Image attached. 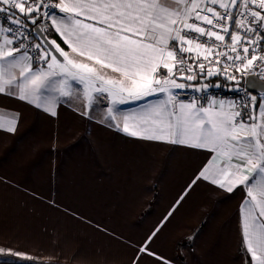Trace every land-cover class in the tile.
<instances>
[{
	"label": "crops",
	"instance_id": "1",
	"mask_svg": "<svg viewBox=\"0 0 264 264\" xmlns=\"http://www.w3.org/2000/svg\"><path fill=\"white\" fill-rule=\"evenodd\" d=\"M156 2L169 7V11H182L186 4L190 7L189 0ZM47 37L60 44L71 59L95 66L73 53L59 35ZM58 60L66 63L63 58ZM103 72L107 77L120 78L111 69ZM10 75H15V82L3 84ZM160 76L166 78L165 69H159ZM24 82L19 67L9 73L5 65L0 75V86L5 87L0 92L2 264H254L243 237L250 208L246 205L250 200L247 189L242 191L237 186L229 193L211 183L217 169L225 167L226 157L190 146L197 142L190 135L187 144L144 138L158 134L161 126L151 123L156 117L148 116L146 110L163 105L166 93L157 91L140 100L129 98L113 105L111 96L96 92L98 85L86 87L68 76L64 86L68 95L43 87L37 93L42 106L37 107L31 95L20 98L19 86ZM186 85L185 90L173 92L177 102L194 101L192 92L198 83ZM45 101H51V105ZM257 104H261L259 96ZM49 106L55 115L46 110ZM108 107L114 108L117 121L109 120ZM124 116L129 117L127 133L123 131ZM145 116L148 123L141 119ZM255 122L264 124L259 109ZM9 127L15 131H8ZM132 131L137 135H131ZM205 169L209 179H198ZM244 174L250 176L251 184L254 174ZM254 195L264 199L259 191ZM50 201L62 207L72 205L66 214L57 211V217L79 220L71 227V243L64 242L68 236L59 237L52 256L51 246L31 248L19 241L24 235L16 234L25 225L16 220L30 217L32 204ZM78 239H86V244L79 245L75 242ZM142 246L155 255L139 251Z\"/></svg>",
	"mask_w": 264,
	"mask_h": 264
},
{
	"label": "snow or ice",
	"instance_id": "2",
	"mask_svg": "<svg viewBox=\"0 0 264 264\" xmlns=\"http://www.w3.org/2000/svg\"><path fill=\"white\" fill-rule=\"evenodd\" d=\"M189 3L190 7L186 4L182 11H169V7L156 0H72L71 3L0 0V38L3 39L0 75L5 65L9 73L19 67L25 81L19 86L20 98L31 95L37 107L42 106L37 93L43 87L68 95L64 90L68 76L86 87L96 82V92L111 96L113 105L124 103L125 94L140 100L157 91L166 93L163 105L146 110L148 116L156 117L151 123L161 126L158 134L144 138L187 144L190 135L197 141L190 146L210 149L226 157L225 167L217 169L218 175L211 183L229 193L237 186L242 191L247 189L250 200L246 205L250 208L243 225L245 250L254 264H264V199L258 200L254 195L259 191L264 196V124L258 125L254 115L259 109L264 120V107L256 104L257 96L264 104V68L256 66V62L264 65V54H261L264 53V0H202L201 3L189 0ZM190 19L194 22H189ZM37 33L43 44L34 43ZM56 35L64 39L73 53L94 62L95 66L71 59L60 44L47 39ZM226 36L230 43H225ZM169 40L173 41L171 48ZM221 47L225 50L217 51ZM32 48L36 49L34 53L30 51ZM57 54L66 63H61ZM183 54H189L188 59L193 61H200L201 56L203 60L188 64ZM205 62L209 65L207 68ZM32 63L36 65L35 70ZM160 68L166 70L164 79L157 77ZM177 68L180 76L173 78ZM104 69H111L120 78L107 77ZM185 73L189 74L185 76ZM249 74L252 78L244 80ZM197 75H223L226 81L232 82L229 90L235 97L216 101L205 96L207 106H198L195 101L177 102L172 90L186 87L177 79L192 81ZM15 80V75H10L3 84L11 85ZM253 89L256 95L251 94ZM4 91L5 87L0 86V92ZM88 99L90 102L91 98ZM45 102L51 105V101ZM46 110L52 112L51 106ZM107 111L109 120L117 121L114 109L108 107ZM141 119L149 122L146 116ZM128 120V116L123 117L126 133L130 131ZM7 130L15 131L14 127ZM130 134L135 136L137 132ZM244 173L254 174L251 184L250 176ZM198 179H209L207 169L200 172ZM174 208L170 209L169 216ZM139 251L155 255L146 246Z\"/></svg>",
	"mask_w": 264,
	"mask_h": 264
},
{
	"label": "rangeland",
	"instance_id": "3",
	"mask_svg": "<svg viewBox=\"0 0 264 264\" xmlns=\"http://www.w3.org/2000/svg\"><path fill=\"white\" fill-rule=\"evenodd\" d=\"M114 78V77H112ZM178 83H185L184 81H180L177 79ZM97 85L96 82H92V86ZM187 86V85H186ZM196 87V86H195ZM186 87L184 89H173L172 91H181V90H185ZM107 94V93H106ZM127 94H125V101L129 100V98L126 96ZM253 95H256V93H253ZM257 102V100H256ZM118 105L120 103H117ZM262 105V103L260 104ZM117 108V107H115ZM114 109V108H113ZM254 115H256V110L254 111ZM32 209H30L29 211L31 212L30 217L27 218H21V219H17L16 223L18 222H25V225L22 224L21 229H18V232H16V234L18 235V233L20 235H24V238H20L22 240H19L22 243H26L27 245L31 246V248L34 249H39V247L41 246H45V247H50L51 253L50 255L52 256L54 254V249L56 247L57 244V239L63 235V236H68L67 238L64 239V242L67 241V243H71L72 241V236H74L71 233V227L72 225H74L75 222L79 221L77 220H69V219H61L59 217H57V211H64V214L66 210H72V205L71 204H64L62 207L61 203L58 202H54V201H50V202H36L34 204H32ZM41 210L43 211L42 213ZM59 216V215H58ZM84 219H82L81 221H83ZM70 221H74L69 223ZM85 222L88 220H84ZM77 230V229H76ZM64 232V233H63ZM67 232V233H66ZM81 232V230H80ZM69 234V235H66ZM81 233H79V238L83 237ZM77 234H75V237H78ZM69 238L71 240H69ZM25 239V240H23ZM76 239V238H75ZM77 241L80 244H86V239H78L75 240V242L77 243ZM85 241V242H84ZM44 250V249H43ZM40 252V251H39ZM38 252V253H39ZM68 252V251H66ZM49 255V257H50Z\"/></svg>",
	"mask_w": 264,
	"mask_h": 264
},
{
	"label": "built area",
	"instance_id": "4",
	"mask_svg": "<svg viewBox=\"0 0 264 264\" xmlns=\"http://www.w3.org/2000/svg\"><path fill=\"white\" fill-rule=\"evenodd\" d=\"M222 11V10H221ZM189 22H194L191 19L189 20ZM41 27H45L44 25H41ZM231 31V29H230ZM37 35V39L34 41V43H40L43 44L42 40L40 39V37ZM189 35H195V34H189ZM201 43L204 42V39L201 38L200 40ZM225 43H230V41L228 40V37H225ZM172 42L168 45L169 48L172 47ZM225 49L223 47L217 49V51H224ZM32 53H34L36 51L35 48H32L30 50ZM257 51L259 52V46L257 48ZM250 54H251V49H250ZM264 54V53H261ZM180 53H177L178 58L180 57ZM184 57L187 59V63L188 64H193V63H198L201 62L203 60V57L201 56L200 61H193L192 59H188L189 54H183ZM192 56H195V51L191 54ZM212 57H210L211 59ZM221 62H223V57H220ZM34 66H36L34 63H32ZM206 64V68L209 66L207 64V62H205ZM256 66L259 68H264V65L259 64V62H256ZM179 68V66H178ZM177 69H174V76L173 78H177L180 76V72ZM196 73H198V69L195 70ZM213 71H215V67H213ZM189 73H185L184 75H188ZM162 79V76H160ZM252 75L249 74L248 76H246L244 78V80H247L249 78H251ZM180 81H184L186 83H190V84H194V83H198V87L195 88L192 92V98L195 102L202 104L204 102L203 97L207 96L209 98V100L215 99L216 101L224 99L225 101L233 99L235 97V93H233L232 91H230L229 89L231 87H233L232 82L230 81H226L223 77V75H213L212 77H206V76H202V75H197V79L192 80V81H187L186 79H178ZM244 80H241V84L244 83ZM214 85H219V87H215ZM207 86V87H205ZM203 89V90H201ZM253 95V93H251ZM239 102V101H237ZM257 104V102H256Z\"/></svg>",
	"mask_w": 264,
	"mask_h": 264
},
{
	"label": "water",
	"instance_id": "5",
	"mask_svg": "<svg viewBox=\"0 0 264 264\" xmlns=\"http://www.w3.org/2000/svg\"><path fill=\"white\" fill-rule=\"evenodd\" d=\"M38 34V36H39V33H37ZM41 40H42V42H43V39L42 38H40ZM47 39L49 40V38L47 37ZM50 41V40H49ZM57 58L58 59H62V57H60L58 54H57ZM252 78V77H251ZM251 78H249V79H251ZM251 93H256V90L255 89H253V90H251Z\"/></svg>",
	"mask_w": 264,
	"mask_h": 264
}]
</instances>
